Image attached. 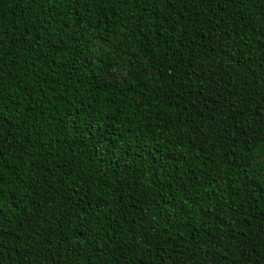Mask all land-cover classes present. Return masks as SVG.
<instances>
[{"label": "trees", "instance_id": "trees-1", "mask_svg": "<svg viewBox=\"0 0 264 264\" xmlns=\"http://www.w3.org/2000/svg\"><path fill=\"white\" fill-rule=\"evenodd\" d=\"M0 264H264V0H0Z\"/></svg>", "mask_w": 264, "mask_h": 264}]
</instances>
